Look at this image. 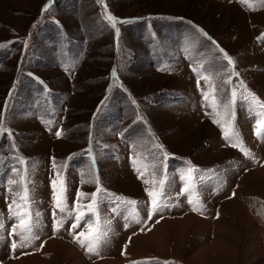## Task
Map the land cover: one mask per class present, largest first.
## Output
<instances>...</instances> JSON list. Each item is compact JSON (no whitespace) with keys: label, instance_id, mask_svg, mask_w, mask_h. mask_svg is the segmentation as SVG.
I'll return each instance as SVG.
<instances>
[{"label":"rangeland","instance_id":"1","mask_svg":"<svg viewBox=\"0 0 264 264\" xmlns=\"http://www.w3.org/2000/svg\"><path fill=\"white\" fill-rule=\"evenodd\" d=\"M0 264H264V0H0Z\"/></svg>","mask_w":264,"mask_h":264},{"label":"snow or ice","instance_id":"2","mask_svg":"<svg viewBox=\"0 0 264 264\" xmlns=\"http://www.w3.org/2000/svg\"><path fill=\"white\" fill-rule=\"evenodd\" d=\"M108 20L111 22L112 26L115 27L116 23H118L117 20H115V18L109 16L108 17ZM119 22H123V21H119ZM227 58V57H225ZM229 63H232L231 60L228 61ZM233 96H235V93H233ZM60 133L57 132V136L59 137ZM225 136L227 137V132L225 133ZM234 147H240L242 151H244L243 147H242V143L240 144H233ZM59 179V178H58ZM147 183V181H146ZM164 181L161 180L160 181V184L161 186L163 185ZM57 182L54 181L53 182V190H54V193H55V200H56V206L58 208H60L61 211H63V207H61V200L64 196V193L66 191V189L64 188L63 186V181H60V188L59 190H57ZM185 191H187V188L185 189ZM148 195L149 197H151V203H152V211L155 212L158 207H159V202H158V199H157V193H154L152 191H149L148 192ZM23 199H27V196H26V193H25V196L23 197ZM92 200H93V203L88 205V208L90 211H95V207H96V196L94 195L92 197ZM15 203V201L13 202ZM129 203H135L134 201H131ZM189 203H192V201L190 200ZM81 217L78 216L77 217V220L79 221ZM77 227V225H73V228ZM91 225H89V228L91 229ZM20 228L22 231H27V232H30L31 231V228L25 223V221L23 220V218L21 219V225H20ZM57 230H58V226H57ZM81 237H84V239L82 240ZM101 238V234L96 232V233H93V232H89V234L86 236L85 233H80L77 237H76V240L78 243L81 244L82 247L85 246V242H86V246L88 248V251L93 253V254H99L98 252V245H99V240ZM23 239H28L27 237H22V240ZM16 245L13 244V248H15Z\"/></svg>","mask_w":264,"mask_h":264}]
</instances>
